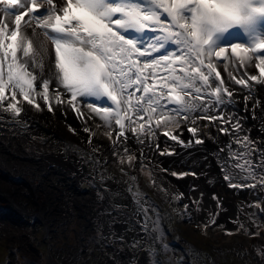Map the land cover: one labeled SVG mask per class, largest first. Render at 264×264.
Masks as SVG:
<instances>
[{
  "label": "bare ground",
  "instance_id": "bare-ground-1",
  "mask_svg": "<svg viewBox=\"0 0 264 264\" xmlns=\"http://www.w3.org/2000/svg\"><path fill=\"white\" fill-rule=\"evenodd\" d=\"M69 2L70 0H63V5H59L57 0H52V7L67 6ZM140 2L143 6V0ZM22 3L27 4L28 7L18 9L15 14L22 16L21 24L23 25L25 20L31 19L27 12L32 8V0H22ZM248 3L250 7L264 6V0H248ZM37 5L38 9L46 6L44 0H38ZM2 7H4L3 0H0V23L6 25L4 49L8 52V55L5 56V52L0 50L5 81L7 82L8 64L12 60L9 45L17 49V63L28 60L29 63L25 64V70L36 77L33 80L32 103L19 95V89H15L14 92L11 87L3 91V99L0 100V233L10 245L22 248L37 259L39 256L42 261L43 257H40V251L37 249L39 242L37 241L36 244L29 238V231L31 229L36 231L37 227L42 224H35L31 219L23 217L22 214L39 212L42 223L48 232L44 241L49 243V236L54 239L59 223L66 222L63 221L66 218L60 219L61 217L57 216L56 210L63 209L71 215L72 209L92 210L98 205V202L94 200V192L88 185V179L95 178L97 183H102L98 180V174L93 172L94 169L87 161L84 152L94 154L100 159H111L122 151L123 146H128L135 153L134 159L137 161L145 160L151 165L160 163L169 171H175L176 178H172L168 176L170 173L162 171L159 173L155 171V175L158 179L166 182L173 192H176L180 198L182 197V200L189 203L190 207L191 197L201 198L199 204L202 206V212L199 217L207 218L211 216V213L215 217V214L219 213L217 222L225 223L226 227L230 229H237L239 224L246 228L249 227L246 229L248 235L240 234L243 238L235 239L229 233L224 239L231 245L246 246L252 252L259 250L261 257L257 256L255 264H264V231L259 232L258 236L254 235L253 222L250 219L255 215L264 216V204L260 206L254 203L257 200L261 203L264 202V177L249 179L247 185L241 188L235 184L231 185L236 180L246 179L245 174L238 166L237 155L248 158L247 164L249 165L251 162L254 174H263L264 176V166H262L264 165V154H262L264 153V84L258 82L264 80V72L257 66L259 61L256 59L257 56H264V49L250 53L251 60L243 67L239 65L237 57H233L230 53V46L233 44L254 48L257 44L264 43V16L259 17L262 14H254L249 21L242 25H233L222 31L214 32L209 41L208 46L213 49L228 47L225 55L229 57V60L235 61L234 64L229 65V70L232 71L236 79L245 81L244 85H237L235 80L228 77L227 71L223 67L228 61H225L223 57L219 60L213 57L218 65L217 71L220 72L221 80L234 93L231 97L234 102L221 106L218 112L217 109H212L210 114L216 116L214 122L207 118H198L200 113H197L196 120L199 128L197 137H193L187 131V128L192 126V122L189 120L185 124L184 116L178 117L181 123L174 132L178 136V140L166 142L160 136L156 123H153L152 119L149 120L147 113L141 119L138 118L139 127L131 124L132 118L138 116L132 110L131 104L126 106L128 108L126 115L130 119L124 121L123 136H121L120 125L116 123L115 118L109 117L107 121L102 120L86 108V104L92 102L96 107H113L115 110L116 106L112 105L106 96L77 97L73 104H68V101L72 99L71 93L66 92L62 85H58L55 81V48L49 37L45 35V32L56 35L52 32L51 26L44 29L33 22V27L25 30V35H28L34 42L29 57L26 58L22 49L16 44L21 32L15 27V14L8 16ZM158 11L163 13L162 9ZM47 13L48 10L43 15H47ZM54 15H59L64 19L63 11H57ZM119 15V13L114 14L113 19L119 18ZM161 20L164 23L170 22L166 13L161 15ZM75 24L76 21L71 20L70 24H65L64 27L68 28ZM33 28L38 36H31ZM113 28L115 30L114 25ZM12 31H16L17 36L13 37ZM147 32L153 37L159 34L151 32L150 29H147ZM128 34H133L132 30H129ZM144 38L147 39V36ZM39 42H42L44 48L48 49L46 57L41 56ZM27 43L28 41H26ZM176 47L171 44L166 46L169 51H175ZM160 54L153 53L152 56L157 57ZM42 63L44 64L43 71L40 67ZM144 71L148 75L147 82L159 93L161 83L168 78V70L156 66ZM177 74L182 75L178 65ZM251 76L257 77V80H251ZM42 77L49 79V100L47 103L40 98L44 91ZM52 81H54V86ZM215 83L219 84L220 81ZM164 91L166 97L162 103H166L171 110L158 115L161 120L165 114L175 115V105L167 100L168 89L165 88ZM187 91L191 93V97L187 99L200 95L201 99L198 103L205 104V107L214 101V97L209 99L206 92L197 94L191 89ZM57 92L61 95L59 106L56 105L54 99ZM128 92L133 95L128 97ZM141 95H143L142 90L137 91L134 85L127 89L125 98L134 102ZM224 95L226 99L229 98L226 93ZM246 97H248L247 100ZM9 103H12L14 107L19 106L20 111L15 112L13 109H9ZM141 103L145 102L141 101ZM225 114L229 117L234 116L235 119H231L226 124L221 120ZM122 115L125 113L122 112ZM236 120H239L242 126V134L239 137L235 135L237 129L233 127ZM218 124L221 127H229L230 133L225 134L218 131ZM141 125L145 129L154 130L156 135L141 131L137 136L130 130V127L140 129ZM108 126H112L108 133L102 130V127ZM35 136L40 141L35 140ZM145 138L148 140V144L139 142ZM196 139H200L202 142L197 144L195 143ZM166 143L171 144V147L165 149ZM71 144L76 146L72 147ZM186 144L190 146L186 147ZM141 155H144L145 158L140 159ZM160 155H163V158ZM239 159L241 160V158ZM232 163L235 166L231 165ZM130 164L131 162L126 166V173L133 175L136 166L131 170ZM222 169L228 177L232 178L231 184L224 183V179L221 177ZM35 202L40 204L39 207H42V211L36 209ZM244 230L242 227L241 231ZM79 241L82 242L81 237H79ZM50 249L55 248L50 247ZM14 250L9 253V264H20L18 252ZM51 254L54 260V256L57 257L56 251H51Z\"/></svg>",
  "mask_w": 264,
  "mask_h": 264
},
{
  "label": "snow or ice",
  "instance_id": "snow-or-ice-1",
  "mask_svg": "<svg viewBox=\"0 0 264 264\" xmlns=\"http://www.w3.org/2000/svg\"><path fill=\"white\" fill-rule=\"evenodd\" d=\"M44 3L48 6L47 15L37 16L35 12L39 6L37 0H32V8L27 12L31 19L25 20L23 25L22 16L15 14L14 24L21 32L16 42L17 47L22 49L26 58L29 57L34 42L25 35V30L32 28L33 22L44 29L51 26L52 32L56 35L48 32H45V35L49 37L55 48V81L58 85H62L66 92L71 93L72 99L68 104H73L77 97L106 96L108 101L116 106L115 110L113 107H96L92 102L87 103L86 108L102 120L115 118L116 123L120 125L121 136L125 131L124 121L130 119L126 115L127 105L131 104L132 110L137 115L141 112L147 113L149 120L153 118L152 114L161 115L168 111V105L162 103L166 97L165 88L168 89V102L175 105V115L165 114L162 120L157 119V128L160 126L168 128L173 124L179 128L178 117L184 116L185 124L189 120L192 122V126L188 127L187 131L193 137L199 136L197 113H200L201 119L207 118L214 122L216 116L210 114L212 109H217L218 112L221 106L234 102L231 99L234 93L221 80L220 72L217 71L218 65L213 57L216 60L223 57L228 61L223 65L228 77L235 80L237 85L245 84L244 80L236 79L229 70V65L234 64L235 61L229 60L225 55L228 47L213 49L208 46L212 34L233 25H242L254 14H264V6L250 7L248 0H143V6L140 0H70L67 6L59 8L52 7V0H44ZM3 4L5 9L28 7L27 4L18 3L17 0H3ZM57 4L63 5V0H57ZM159 9L167 14L169 23L161 20L163 13L158 11ZM57 11H63L64 19L54 15ZM116 13L120 14L119 18L113 19ZM71 20H75L76 24L65 28L64 25L70 24ZM190 24L198 27L202 37H208L203 45H194L188 39ZM5 28L6 25L0 23V50H3L7 56L8 52L4 49ZM146 29L159 34L153 37L146 32ZM129 30H132L133 34H128ZM11 35L17 36V32L12 31ZM31 36H38L35 28ZM145 36L147 39L144 38ZM169 44L177 46L175 51L167 50L166 46ZM39 47L41 56L46 57L48 49L44 48L42 42H39ZM9 48H11L12 60L8 64L7 82L3 72V60H0V100L3 99V91L11 87L14 92L15 89H19V95L32 103L33 80L36 77L25 70L28 60L17 63L16 47L9 45ZM230 48L232 56L237 57L239 65L243 67L250 62V53L264 49V43L257 44L254 48L233 44ZM153 53L161 54L153 57ZM256 59L259 61L257 66L264 72V56H257ZM177 65L182 75L177 74ZM156 66L168 70V78L161 83L159 93L147 82L148 75L144 71ZM40 67L43 71L44 64L42 63ZM42 79L44 91L40 98L47 103L49 79L43 77ZM250 79L257 80V77L251 76ZM216 81L220 83L217 84ZM258 82L264 84V80ZM134 85L137 91L142 90L143 95L133 102L125 98V93ZM189 89L197 94L206 92L209 99L214 97V101L205 107V104L198 103L201 99L200 95L187 99L191 97V93L187 91ZM225 93L228 99L225 98ZM132 95L133 93H127L128 97ZM54 99L59 106L61 103L59 92L55 94ZM245 99L247 100L248 97ZM141 101L145 103L142 104ZM8 108L15 112L20 111L19 106L14 107L12 103L8 104ZM122 112L125 115H122ZM231 119L235 117H229L227 114L221 117L226 124ZM233 127L237 129L235 135L239 137L242 134L240 121L236 120ZM130 130L137 136L141 131L156 135L154 130L145 129L143 125L140 129L130 127ZM217 130L225 134L230 133L229 127H221L219 124ZM164 135L178 140V136L172 131H166ZM139 142L149 143L146 138ZM201 142L200 139L195 140L197 144ZM144 158V155L140 156V159ZM133 159L134 157H129L130 162ZM226 179L231 181L232 178L229 176ZM184 207L188 209L189 205L186 204Z\"/></svg>",
  "mask_w": 264,
  "mask_h": 264
},
{
  "label": "flooded vegetation",
  "instance_id": "flooded-vegetation-1",
  "mask_svg": "<svg viewBox=\"0 0 264 264\" xmlns=\"http://www.w3.org/2000/svg\"><path fill=\"white\" fill-rule=\"evenodd\" d=\"M171 110V109H170ZM168 108V111H170ZM145 116V113L142 112ZM141 114L137 116V118H132L131 124L135 125L136 127L140 126V123L138 121V118L144 117ZM153 123H156L157 119H161L158 115L152 114ZM200 118V116H197ZM206 119V118H203ZM138 121V124H135V121ZM180 120V119H179ZM208 124V123H207ZM163 126L159 127V133L160 136L164 139L166 142H170L173 139H171L168 136H165L164 133L166 131H172L173 133L176 130H162ZM73 145V144H72ZM76 146V145H74ZM171 144L166 143L165 149L170 148ZM128 148V146H127ZM89 156H93L92 154H89ZM163 158V155H160ZM160 157V158H161ZM99 158V157H98ZM140 161V160H139ZM139 161L136 159H133L130 164L131 170H133V167L136 166L138 170V167L141 165L139 164ZM240 161L239 158H237V162ZM141 162H146L145 160ZM130 163V162H129ZM150 168L152 173H150V176L154 180V185L158 188L162 187V185L167 188L168 196L162 198L163 204L166 205L170 201V197L174 196L177 198V205L180 203L182 204V208H184L185 212H190L194 219L197 222H200L204 218L199 217V215L202 212V206L201 210L197 208L196 205H194L193 200H196L195 198L191 197V207L189 206L188 209H185V205H189V203L185 202L180 198V196L173 192L172 189L166 184V182L162 181L161 179H158L155 175V171L159 172H165L170 173L168 176L172 178L177 177V173L174 171H169L167 168H165L162 164L156 163L150 164L146 162ZM93 164H91L92 166ZM231 165H234L232 163ZM252 166V164H251ZM93 168V166H92ZM253 168V167H252ZM251 168V171H252ZM94 169V168H93ZM127 170V169H126ZM124 170V171H126ZM240 170L245 174L246 179L243 180H236L231 184V181L227 180L226 177L228 175L223 172L221 177L224 179V183L231 184V185H237L238 188L246 186L249 179H261L263 178V174H254L251 172L249 175L246 174L243 167L240 166ZM94 173L98 174V180L105 184V188L102 187V184H99L96 182L95 178L88 179V185L90 189L94 192V200L98 202V205L95 206L92 210H87L85 208H76L72 209V214L69 215L65 210L59 209L56 210L57 216L60 219L66 218L63 221H66L64 223H59V225L56 228L54 239H51L49 236V241H52L53 245L50 247H54L55 249L47 248L46 255L43 254L44 252L40 251L39 246H37L38 251H40V257H43V260L40 261V258L38 256V259L36 257H33L30 253L24 251L22 248L19 247H13L11 245V248H15V250H19L18 252H21L22 254L18 255L19 263H21L22 258H28L31 262H38L39 264H155L153 256L149 253V251L145 248L135 247L133 244V241L131 239V234L136 230L140 229V226L145 227L144 224L141 222L133 219V216L137 215L140 219L142 206H135L131 207L130 205H124L121 201L123 199V195L116 191L119 189L117 186H111L112 183L106 184L104 183L106 179L105 173L101 175L99 170L94 169ZM148 172L149 169H148ZM175 173V175H174ZM128 174V173H127ZM153 175V176H152ZM156 180H155V179ZM248 178V179H247ZM230 182V183H229ZM144 184L139 185V192L141 191L144 195H148V189L143 186ZM125 186V185H124ZM123 186V187H124ZM107 189V190H105ZM140 192V193H141ZM154 193V191H153ZM155 194V193H154ZM156 196V195H155ZM179 199V201H178ZM36 209L38 211H42V207H39L40 204L35 202ZM262 204L264 202L262 201ZM173 204L169 203V206ZM128 206V207H126ZM40 208V209H38ZM181 208V209H182ZM130 209H132V213H130ZM141 211H138V210ZM210 215H213L212 213ZM23 217L27 219H31L35 224H42L39 225L36 229H31L29 231V238L32 240H36V234L41 230L45 232L43 235V238L48 234L47 229L45 228L44 224L42 223V219L39 215V212H30L26 214H22ZM129 216V219H127ZM219 216V213L215 214V217L213 218L212 224H195L197 229L200 230L199 237L203 236V233H205V228L202 225H207V228L209 232L212 235H219L223 236V239L227 237V235L230 233L231 237L236 238H243L241 235L245 236L244 234L240 233L238 231V228H228L226 227V224L223 222H217V217ZM144 218V214L142 216ZM162 217V215H161ZM210 217V216H209ZM164 224V223H163ZM165 226V224H164ZM220 227L218 233L216 232L218 230V227ZM223 226V227H222ZM236 227V226H235ZM151 226L147 228V230H150ZM152 231V229H151ZM153 233V232H152ZM73 234H75L73 236ZM138 234H140L138 232ZM241 234V235H240ZM79 235V236H78ZM154 236L157 238V235L154 234ZM79 237H81L82 242L79 241ZM147 240L146 243L153 245V234L150 235V240L146 237L144 238ZM201 241V240H200ZM205 241V240H204ZM155 242V241H154ZM202 242V241H201ZM37 244L38 242L35 241ZM224 243L231 245L228 241L224 239ZM145 245V243L141 244V246ZM8 246V245H7ZM241 248H247L246 246H237ZM51 251H56L57 257L51 254ZM155 251V249H154ZM27 254H25V253ZM10 255V254H9ZM9 255L7 256V259L9 260ZM23 255V256H22ZM45 256V258H44ZM258 256V255H257ZM261 257V256H260ZM153 259V260H152ZM257 260V257L253 264H255ZM9 264V262L7 263ZM29 264V263H28Z\"/></svg>",
  "mask_w": 264,
  "mask_h": 264
},
{
  "label": "rangeland",
  "instance_id": "rangeland-1",
  "mask_svg": "<svg viewBox=\"0 0 264 264\" xmlns=\"http://www.w3.org/2000/svg\"><path fill=\"white\" fill-rule=\"evenodd\" d=\"M52 85L54 86V81H52ZM140 114L144 116L143 113ZM135 124H138L137 120L135 121ZM111 127L112 126L106 128L102 127V130L108 133ZM167 129L177 130L178 128L175 124L169 125L168 128L162 127V130ZM34 139L40 141L37 136H35ZM70 146L74 147L72 144ZM84 153L87 161L90 164H93L92 166L94 169L99 170L101 175L105 173L107 177L104 183H112L111 186H117L119 188L116 191L123 195L124 198L121 199V201L124 205H130L135 209L136 205L140 207L142 206V211L137 209L138 211H141L140 219L137 215L133 216V219L141 222L145 227L140 226L139 230H136L135 233L133 232L131 234V239L135 247L138 249L139 247L143 249L146 248L149 251L154 258L155 264H253L257 255L261 256L259 250L252 252L249 248L247 249L225 244L223 236L212 235L209 232L207 225H202L205 228V233H203L202 237H199L200 230L197 229L195 224H212L214 217L211 215L200 222H197L195 219L193 221L191 213H188L187 211L185 212L184 208H182V204L179 203L177 205V196V198L174 196L170 197L169 203L173 205L169 206V203L164 205L162 198L170 194H168L165 185H162L160 188L154 185L155 182L150 176V173H152L151 168L147 166L148 164L146 162L139 161V164L141 163V165L138 167V170H136V167L135 171H133V175H129L124 171L126 170L127 164L130 162L129 157L135 158V153L132 149L127 148V146H123L122 151L111 159H100L94 154L91 157L87 152ZM236 157L241 158V160L237 162L238 166L243 167L246 174L249 175L252 172L251 162L248 165V158L242 155H237ZM148 169L150 172H148ZM140 184H144L143 186L148 189L147 196L141 191V193L139 192L138 187ZM102 187L105 188V184H102ZM200 201L201 198L193 200L194 205H196L199 210H201V206L199 205ZM254 203L255 205H262L259 200ZM129 212L132 213V209H130ZM143 214L144 218L142 217ZM189 216L191 217L190 219ZM127 219H129V216ZM250 219L253 222V233L258 236L259 232L264 231V216L255 215L251 216ZM149 225L151 226L152 231L151 229L147 230ZM220 227L221 226L218 227V230L216 231L217 233ZM242 227L245 229L244 231H241ZM248 228L242 224L238 225V231L245 236L248 235V231L246 230ZM138 232L140 234H138ZM44 233L45 232L41 228L36 234V240L32 241H38L39 243L37 246H39L40 251L44 252L43 254L46 255L47 248L52 246L53 243L52 241H48L49 243L44 241ZM152 234L154 240L153 245H150L146 243L147 240L144 238L147 237L151 242L150 235ZM154 234L157 235V238ZM74 235L75 234H73V236ZM142 243H145V245L141 246ZM13 250L14 249L11 248V245L0 233V264H7L9 262L7 256L10 251ZM18 251L19 250H17V252ZM20 254L22 253L18 252V255ZM20 260L22 264H39L38 262H31L25 257Z\"/></svg>",
  "mask_w": 264,
  "mask_h": 264
},
{
  "label": "clouds",
  "instance_id": "clouds-1",
  "mask_svg": "<svg viewBox=\"0 0 264 264\" xmlns=\"http://www.w3.org/2000/svg\"><path fill=\"white\" fill-rule=\"evenodd\" d=\"M258 8V7H253ZM188 39L194 44V45H203L204 41L208 39L207 36L202 37L198 27L195 25L190 24L188 28Z\"/></svg>",
  "mask_w": 264,
  "mask_h": 264
},
{
  "label": "water",
  "instance_id": "water-1",
  "mask_svg": "<svg viewBox=\"0 0 264 264\" xmlns=\"http://www.w3.org/2000/svg\"><path fill=\"white\" fill-rule=\"evenodd\" d=\"M263 15V14H262ZM262 15H260L259 17L261 18L262 17Z\"/></svg>",
  "mask_w": 264,
  "mask_h": 264
}]
</instances>
